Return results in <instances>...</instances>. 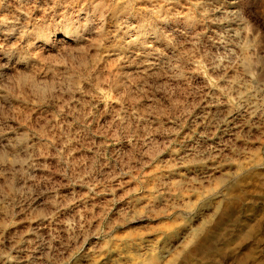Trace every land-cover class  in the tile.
<instances>
[{"label": "rangeland", "instance_id": "obj_1", "mask_svg": "<svg viewBox=\"0 0 264 264\" xmlns=\"http://www.w3.org/2000/svg\"><path fill=\"white\" fill-rule=\"evenodd\" d=\"M0 264H264V0H0Z\"/></svg>", "mask_w": 264, "mask_h": 264}, {"label": "bare ground", "instance_id": "obj_2", "mask_svg": "<svg viewBox=\"0 0 264 264\" xmlns=\"http://www.w3.org/2000/svg\"><path fill=\"white\" fill-rule=\"evenodd\" d=\"M127 5V4H126ZM123 6V5H122ZM110 7V6H109ZM129 7V6H128ZM132 7V6H131ZM98 8V7H97ZM119 8V7H118ZM117 8V9H118ZM125 8H127V7H125ZM121 9V8H120ZM124 9V8H123ZM129 9V8H128ZM133 9V8H132ZM130 10V9H129ZM101 11V10H100ZM120 11H122V10H120ZM124 11V10H123ZM126 11H128V10H126ZM116 12V11H115ZM118 12V11H117ZM129 12V11H128ZM126 14V13H125ZM130 14V13H129ZM160 16V15H159ZM143 27V26H142ZM136 37V36H135ZM139 37V36H138ZM143 40V39H142ZM144 42V41H143ZM131 43V42H130ZM131 47H133V46H131ZM151 49V48H150ZM41 51V50H40ZM117 54V53H116ZM40 55V54H39ZM40 57V56H39ZM38 57V58H39ZM117 58V57H116ZM149 59V58H148ZM151 59V58H150ZM34 61H36V60H34ZM37 62H38V60H37ZM247 62V61H246ZM37 65V64H36ZM37 69V68H36ZM38 90H39V88H38ZM40 91V90H39ZM13 153V152H12ZM5 156H6V154H5ZM1 158H4V156H1ZM7 158V157H6ZM14 186V185H13ZM12 186V187H13ZM205 229V228H204ZM251 231V230H250ZM207 233V232H206ZM215 234V233H214ZM248 234H249V231L247 230V231H245V232H243L240 236H238L237 237V239H235V240H240L241 242H242V240H244V239H246L247 238V236H248ZM215 237V235H213L212 236V234H205L204 235V239L205 240H209V239H213ZM204 242V241H203ZM236 242V241H235ZM203 243L202 242H196V243H194V249L196 248V250H198V251H200V252H202L203 250H204V248H203ZM230 247V244H226V247Z\"/></svg>", "mask_w": 264, "mask_h": 264}]
</instances>
